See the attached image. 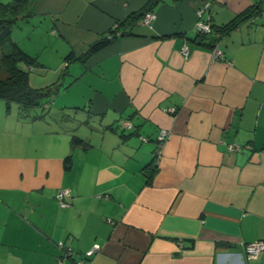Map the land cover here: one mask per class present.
<instances>
[{"label":"crops","instance_id":"0c3cea01","mask_svg":"<svg viewBox=\"0 0 264 264\" xmlns=\"http://www.w3.org/2000/svg\"><path fill=\"white\" fill-rule=\"evenodd\" d=\"M146 1L32 0L12 27L37 59L29 84L60 83L56 113L79 108L84 124L10 104L0 126V264H56L59 239L74 250L67 264L95 242L94 264H264V251L245 253L264 239V18L221 35L224 59L211 60L212 35L195 29L206 1L203 17L217 27L259 0H163L150 25L77 58ZM161 128L170 135L155 159ZM71 134L89 146L72 147ZM230 142L243 146L228 151ZM153 159L147 182L141 168ZM61 188L68 207L55 197Z\"/></svg>","mask_w":264,"mask_h":264},{"label":"trees","instance_id":"16d2710c","mask_svg":"<svg viewBox=\"0 0 264 264\" xmlns=\"http://www.w3.org/2000/svg\"><path fill=\"white\" fill-rule=\"evenodd\" d=\"M31 0H10L7 2L0 1V70L5 74L0 78V98L6 102V107L9 109L10 103H16L19 113L24 116L32 118L43 117V113H32L31 109L35 107H44L53 95L58 93V86L60 83L51 84L45 87H32L29 84V68L37 63V59L25 52L18 43L12 38L11 32L13 25L20 19L29 15L27 12L28 5ZM163 0H147L140 8L128 13L124 19L118 21L116 25L109 29L99 39L92 42L87 51L78 56L80 60H85L90 54L107 45L113 39L132 33V28L142 23L143 16L146 12H154L157 4ZM261 10L260 2L252 5L238 13L227 23L215 27L211 24V31L208 33H196L198 35L210 34L212 35L211 47L217 43L221 35L228 32L232 28L238 26L241 20L257 15ZM8 46V51L4 50ZM20 63H24L28 69L21 68ZM70 145L72 147L79 146L87 148L89 142L72 134L70 138ZM157 147L155 149L156 154ZM157 155L154 156L156 159ZM70 155L64 158V166H70ZM154 159L145 164L141 171L146 175V181L149 182L156 170Z\"/></svg>","mask_w":264,"mask_h":264},{"label":"built area","instance_id":"2783aa9c","mask_svg":"<svg viewBox=\"0 0 264 264\" xmlns=\"http://www.w3.org/2000/svg\"><path fill=\"white\" fill-rule=\"evenodd\" d=\"M261 5L260 12L250 18L251 21H255L257 18H264V0H259ZM208 7V1L202 3L196 11L197 20L195 23V29L200 33H208L211 31L212 27L208 17H203V13ZM155 18V13L148 11L144 14L142 23L150 25L152 20ZM182 52L187 55L189 53V48L187 43H184L182 46ZM224 52L219 47L218 43L214 44L211 48V60L224 59ZM230 63V61H228ZM120 125L123 129H130L133 127V122L130 119L122 118L120 119ZM170 135V131L165 128H161L158 133V145L156 150V155L160 153L162 142L167 139ZM140 139L145 141L147 138L143 135H140ZM243 145L237 142H230L226 144L228 151H237L240 150ZM246 146V145H245ZM248 146V145H247ZM71 192L69 188H61L56 192V199L60 206L68 207L70 205L69 199ZM181 243V242H180ZM56 247L58 249V255L56 257V264H67V259H72L74 250L70 242L64 239H59L56 242ZM101 250V245L97 242L93 243L92 246L82 254H79V257L72 260V264H94L93 257L94 255ZM264 251V239H258L255 241H250L245 244V253L247 259H254L259 256V254Z\"/></svg>","mask_w":264,"mask_h":264},{"label":"rangeland","instance_id":"374dc122","mask_svg":"<svg viewBox=\"0 0 264 264\" xmlns=\"http://www.w3.org/2000/svg\"><path fill=\"white\" fill-rule=\"evenodd\" d=\"M30 3H32V0L30 1ZM30 3H29V5H28V10H27V12L29 13L30 12V10H29V7H30ZM27 17V16H26ZM26 17H24V18H26ZM20 19H22V18H20ZM18 20L13 26L15 27L16 25H18L22 20ZM4 50L5 51H8V46L6 45L5 47H4ZM66 61L68 62L69 61V59H66ZM72 62L73 61H70V65H72ZM19 66L21 67V68H26V65L24 64V63H20L19 64ZM61 66H62V68L65 66V64H64V60L62 59V61H61V65H60V69H61ZM35 70V69H34ZM33 71V70H32ZM31 71V72H32ZM54 72H51V71H49L48 70V72H47V78H52V76H54V74H53ZM68 73H64V76L66 77V78H68V75H67ZM5 76V74L0 70V78H2V77H4ZM51 80V79H50ZM62 81V80H61ZM62 84H63V82H62ZM62 85H60V87H61ZM63 90V89H62ZM58 95V93H56L55 95H53L52 96V98H48L49 99V101H48V103H47V105H45L44 107H35V108H33V109H31L30 111H32V113H43L44 114V117H46V119H48V118H51L52 116H54V115H59V117H60V119H62V120H64V121H73V123L74 124H78V123H80V124H84V122L82 121L83 119H82V112L79 110V108H68L67 110L65 109V111H63L62 113H60V114H57L56 113V109L54 108V106H53V100H54V98L56 97ZM0 99H2V98H0ZM1 102H0V108H1V106H3V108H4V110L5 111H3V114H2V112L0 113V124H2V125H0L1 127H3V124H7L8 125V109H7V107H6V102H5V100L4 99H2V100H0ZM60 103H62V101H61V99H60ZM11 104V107H17V104L16 103H10ZM57 105H58V103H57ZM68 110H70V111H68ZM78 111V112H77ZM4 112H5V114H4ZM68 118V119H64V118ZM78 121V122H77ZM7 133H8V130H7ZM72 135V134H71Z\"/></svg>","mask_w":264,"mask_h":264}]
</instances>
